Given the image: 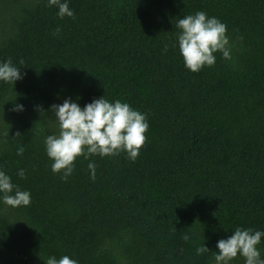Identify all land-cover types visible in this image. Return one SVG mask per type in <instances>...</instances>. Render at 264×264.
Here are the masks:
<instances>
[{
	"label": "trees",
	"instance_id": "1",
	"mask_svg": "<svg viewBox=\"0 0 264 264\" xmlns=\"http://www.w3.org/2000/svg\"><path fill=\"white\" fill-rule=\"evenodd\" d=\"M68 4L74 16L60 19L47 0H0V62L22 60L24 74L14 86L0 82V170L31 196L26 207L0 204V264L64 255L214 264L216 242L236 227L264 231V0ZM197 11L226 25L231 59L215 53L214 66L192 73L174 45L177 21ZM103 95L145 114L138 157H80L67 179L53 174L50 106ZM203 243L210 253L197 256ZM258 247L264 258V238Z\"/></svg>",
	"mask_w": 264,
	"mask_h": 264
},
{
	"label": "clouds",
	"instance_id": "2",
	"mask_svg": "<svg viewBox=\"0 0 264 264\" xmlns=\"http://www.w3.org/2000/svg\"><path fill=\"white\" fill-rule=\"evenodd\" d=\"M49 7H55L57 17L72 18L68 0H47ZM179 29L176 35L175 47H178L184 67L198 73L204 67H212L216 62L215 53H220L224 60L231 59V46L226 35V25L216 17H209L204 11L183 16L176 24ZM59 31V29H57ZM167 51V45L164 47ZM10 59L0 62V82L14 86L22 80L24 74ZM23 105L15 104L13 111L22 112ZM49 111L58 128V133L46 135L44 139L45 153L51 163L53 174H60L67 179L74 172V162L90 156L112 157L121 152L126 153L131 161H135L146 141L148 121L145 114L134 110L126 102L109 101L105 96L93 99L81 107L71 99H65L59 105H51ZM23 148L17 149V155L23 154ZM88 172L95 179V163L89 161ZM16 175L25 178L24 169H19ZM31 202L30 193L20 190L11 181V177L0 170V204L10 207H26ZM184 241H189L188 234H182ZM264 238V231L236 227L226 239L216 242L217 251L211 252L214 264H232L237 257L243 264H264L258 245ZM210 253L205 243L196 247L197 256ZM44 264H78L67 255L57 259L49 256Z\"/></svg>",
	"mask_w": 264,
	"mask_h": 264
}]
</instances>
